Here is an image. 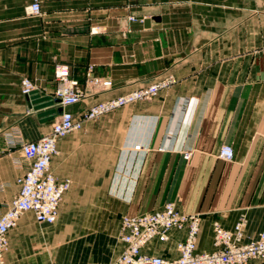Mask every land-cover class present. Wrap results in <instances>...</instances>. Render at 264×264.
<instances>
[{
  "label": "crops",
  "instance_id": "crops-1",
  "mask_svg": "<svg viewBox=\"0 0 264 264\" xmlns=\"http://www.w3.org/2000/svg\"><path fill=\"white\" fill-rule=\"evenodd\" d=\"M32 1L0 0V215L28 168L21 143L48 134L61 113L54 65L68 64L83 87L92 64L112 86L85 88L67 107L82 128L57 140L50 163L71 182L57 220L23 213L3 264H107L125 247L121 217L166 202L199 214L198 252L216 249L214 221L232 229L243 217V241L255 239L264 230V0H38L36 16L25 11ZM167 76L174 82L153 98L83 118ZM223 144L231 161L218 155ZM168 236L142 252L176 257L186 229Z\"/></svg>",
  "mask_w": 264,
  "mask_h": 264
},
{
  "label": "built area",
  "instance_id": "built-area-1",
  "mask_svg": "<svg viewBox=\"0 0 264 264\" xmlns=\"http://www.w3.org/2000/svg\"><path fill=\"white\" fill-rule=\"evenodd\" d=\"M25 11L29 15H40L39 1L33 0L25 7ZM134 20L133 16L129 17V21ZM53 76L54 97L61 107V113L52 123L48 134L20 145L22 154L28 161V168L17 178L18 192L9 208L0 215V264L4 263V252L8 246L7 233L16 226L23 213L32 212L35 220L42 224H53L57 220L60 203L71 182L68 178H58L50 169V163L58 152L57 140L82 128V121L74 119L67 107L85 98V88L105 90L112 86L109 78L94 73L92 64L85 69L83 87L71 77L68 64L56 63ZM173 82V77L167 76L125 94L92 104L83 113V118L94 120L123 106L149 100ZM32 89V80L23 77L20 81L21 93L28 95ZM218 155L224 161H231L234 156L233 148L229 144H223ZM187 157L188 155H184V158ZM244 224L243 217L239 218L232 229H225L218 221H214L213 244L216 249L198 252L196 240L200 225L199 214L182 212L176 208L174 202H166L159 210L121 217L120 239L125 247L118 257L107 264H244L250 259L264 261V230L255 239L243 241ZM171 229H186L184 240L177 244L176 257L142 252V248L153 239L168 240Z\"/></svg>",
  "mask_w": 264,
  "mask_h": 264
},
{
  "label": "water",
  "instance_id": "water-1",
  "mask_svg": "<svg viewBox=\"0 0 264 264\" xmlns=\"http://www.w3.org/2000/svg\"><path fill=\"white\" fill-rule=\"evenodd\" d=\"M147 22H148L147 20H144V24H145V25H147Z\"/></svg>",
  "mask_w": 264,
  "mask_h": 264
}]
</instances>
